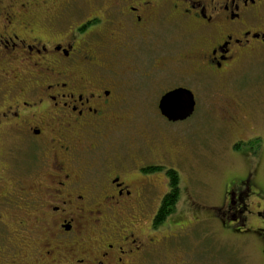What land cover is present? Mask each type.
<instances>
[{
    "label": "flooded vegetation",
    "instance_id": "af4514ba",
    "mask_svg": "<svg viewBox=\"0 0 264 264\" xmlns=\"http://www.w3.org/2000/svg\"><path fill=\"white\" fill-rule=\"evenodd\" d=\"M262 50L264 0H0V264H152L167 240L163 264H198L180 237L199 203L189 193L193 218L180 215L170 151L140 147L135 132L123 147L122 114L171 66L158 97L187 89L196 109L188 77L213 81ZM229 121L235 149L247 133ZM171 170L179 200L154 226ZM236 178L207 218L263 235L262 185Z\"/></svg>",
    "mask_w": 264,
    "mask_h": 264
},
{
    "label": "rangeland",
    "instance_id": "374dc122",
    "mask_svg": "<svg viewBox=\"0 0 264 264\" xmlns=\"http://www.w3.org/2000/svg\"><path fill=\"white\" fill-rule=\"evenodd\" d=\"M258 54L241 61L216 81L188 77L186 83L197 87V103L194 114L185 122L162 120L157 110L159 93L174 83L171 79L178 72L174 66L168 68L169 77L162 72L149 85L142 84L141 94L148 92V97L132 100L128 104L132 111L122 114L124 125H129L127 128L132 131L121 137L123 147H130L135 132L140 147L164 146L170 151V166L178 169L184 189L178 206L180 215L186 212L183 216L193 218L188 212L189 193L199 203L194 210L200 222L187 227L180 237L184 255L193 256L189 260L195 259L198 264H264V234L226 233L214 218H207L211 206L221 202L223 183L231 176L237 179L254 173L264 191V50ZM186 72L189 76V70ZM233 114L244 123L247 133L241 146L235 149L238 131L229 124ZM159 201L155 199V208ZM163 230L155 234L160 236ZM171 244L167 240L157 247L160 252H156L152 264L170 261L171 252L165 248L174 247L175 243Z\"/></svg>",
    "mask_w": 264,
    "mask_h": 264
},
{
    "label": "water",
    "instance_id": "95a60500",
    "mask_svg": "<svg viewBox=\"0 0 264 264\" xmlns=\"http://www.w3.org/2000/svg\"><path fill=\"white\" fill-rule=\"evenodd\" d=\"M195 101L189 90L177 88L161 96L158 110L168 122L185 121L194 111Z\"/></svg>",
    "mask_w": 264,
    "mask_h": 264
},
{
    "label": "trees",
    "instance_id": "16d2710c",
    "mask_svg": "<svg viewBox=\"0 0 264 264\" xmlns=\"http://www.w3.org/2000/svg\"><path fill=\"white\" fill-rule=\"evenodd\" d=\"M257 142V141H256ZM170 187L174 189L172 193L166 194L161 202L158 212L155 215L153 225L159 226L161 225L169 215H171L173 208L177 201L179 200L178 190L176 188L178 184L177 174L175 171L171 170L169 172Z\"/></svg>",
    "mask_w": 264,
    "mask_h": 264
}]
</instances>
